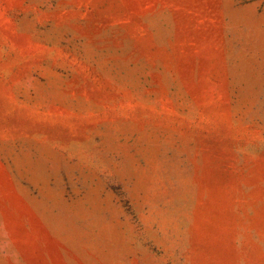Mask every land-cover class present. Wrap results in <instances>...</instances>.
<instances>
[{"label":"rangeland","instance_id":"obj_1","mask_svg":"<svg viewBox=\"0 0 264 264\" xmlns=\"http://www.w3.org/2000/svg\"><path fill=\"white\" fill-rule=\"evenodd\" d=\"M0 264H264V0H0Z\"/></svg>","mask_w":264,"mask_h":264}]
</instances>
